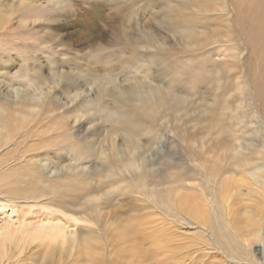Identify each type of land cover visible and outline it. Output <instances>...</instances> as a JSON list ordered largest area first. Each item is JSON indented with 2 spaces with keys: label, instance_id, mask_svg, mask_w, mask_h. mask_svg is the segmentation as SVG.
<instances>
[{
  "label": "rangeland",
  "instance_id": "1",
  "mask_svg": "<svg viewBox=\"0 0 264 264\" xmlns=\"http://www.w3.org/2000/svg\"><path fill=\"white\" fill-rule=\"evenodd\" d=\"M211 3V0H0V8H4L5 13L11 18L9 24L6 25L9 33L5 32L11 36L8 44L12 48L0 57V104L4 102V97L8 99L13 96L15 89H32V79L36 74L45 78L49 87L57 83L55 90L48 96V101L57 103V105L65 104L68 107L66 111L60 109L58 115H70L72 111L80 113L81 106L89 101L95 102L100 108L112 109L118 99L123 97L119 95L120 92L124 93L125 89L140 83L145 92H152L153 95H166L170 99L174 96L182 109H191L186 127L189 126V130L193 129V135L197 137L196 141L200 142V136H204L202 138L205 142L209 139L222 140V138L229 137V130L227 132L220 130L224 133L222 138L216 136L217 126L213 121L218 119L221 112H224L226 117L238 113L239 129L243 132L238 135H240L243 147L250 150L260 148L264 146V109L259 106L261 101L252 92L248 77L250 74L258 75L260 71L257 67L253 70L249 66V62L253 60L250 59V51L243 42L245 39L243 36H246L247 32L250 33L251 26L245 23L240 28L241 36L237 34L239 44L236 43V37L232 36L227 47L214 46L213 48L212 46L211 52L192 50L188 54L180 51L182 40L177 38L174 31L176 11L181 6L193 9L202 8L207 4L210 8ZM27 6L31 10L28 14L25 11ZM91 8L95 9L93 10L95 12ZM97 8H100V12ZM120 8L123 9L122 20L124 21L122 24L120 20L116 22L115 19V25L118 23L123 25L126 33L133 38H137L143 28L147 32L151 31L160 43H164V46L160 48V53L143 52L144 49H140L135 43H126L123 46L121 41L114 42L115 38L111 28L113 21L109 19V16ZM20 15H27L24 19L38 22L27 23V27L18 28L17 20ZM98 15H101L100 18L107 17V21L100 22ZM209 16L211 19L206 23L212 26L218 25L220 20L216 18V14ZM43 19H48V22L43 23ZM220 26L225 27L226 23L220 21ZM208 28L206 24H200L197 32ZM21 33L25 34L29 45L36 44V50L28 53L26 43L19 37ZM47 34H51L55 40L43 39ZM0 39L3 40V38ZM231 52L236 55L240 52L242 54L243 61L239 63L238 70L231 68L232 63L237 61V59L230 58ZM21 54L27 55L29 60L26 62L24 60L26 56L22 57ZM5 58L8 60L9 67L4 63ZM26 64L31 66H26ZM247 68L251 73H248ZM107 75L111 77V81L106 79ZM238 77H244L246 83L237 86ZM209 104L213 106V109L209 107ZM220 107L224 108L223 111H219ZM198 110L200 112L206 110L207 113L216 117L211 118L208 114L207 119H199L197 118L200 115ZM173 121L161 119L160 127L156 125V142L150 144L149 149L147 148L143 153V162L148 168L156 166L154 155L159 148L162 149L161 147L166 146L170 150L176 142L175 150L179 153L183 152L172 133ZM205 121L215 124V128H209L211 136L202 133V128L206 127ZM80 122L72 129H70L71 120L68 122V131L70 130L79 144L83 145L85 141L90 140L95 151L105 152L111 141L110 135H112L115 144L122 147L121 149L126 150L129 147L128 143H125L126 146L122 142V136L124 138L125 133L120 129L110 131L109 121L96 118L93 122L87 117L82 118ZM144 136L142 135L140 140L145 146L147 138ZM62 156L70 161L74 154L64 152ZM50 157L51 161L48 162H55V158L58 159L57 155ZM96 158L91 156L92 160L83 161V165L85 164L84 166L90 169L98 167L100 163ZM58 161L61 162V160ZM218 161L214 166L215 169L228 171V161L224 157ZM14 168L12 165L8 170ZM233 172L229 171L228 174L225 172L222 178L219 177L223 183L225 179L229 184L224 183L222 192H218L215 196L219 208L215 211L216 215L222 219L221 223L224 227H228V230L236 234L239 248L248 251L256 264H264V242L262 241L264 237V212L262 211L264 185L261 183L259 187L242 173ZM201 178L198 176L190 185L197 188L200 182H203ZM1 197L3 196L0 195V230L4 234L0 232V264H246L244 259L239 263H234L227 255L212 249L210 246L212 238L206 232V228L190 218L186 220L188 228L168 224L166 228L169 229L167 232H169L170 243L164 253L156 252L148 240H143L133 243L139 251L132 255L133 246L129 244L131 242L121 244L116 241L117 233L120 230L123 231L120 227L127 222L145 223V218H148L145 225L141 227L149 235L154 232V229H160V223L163 220L157 212L137 200V197L134 198L136 203L133 197L130 199L129 197H112V206L103 209L105 214H110V216L107 215L108 220L105 218L104 221H110L109 225L114 223L109 227V231L101 228L103 223L99 224L101 227L96 234H99L101 242H99L97 253L94 251L90 255L83 254L82 247L77 245L69 250H62L52 245L49 246L47 241H42L40 244L36 241L32 243L22 241L21 246L15 247L13 246L15 244H10L5 239L10 240L12 232H22L21 228H31L32 225L42 230L49 224H59L58 220L63 219L68 222L67 225H70L67 230L74 229L75 231L88 225L87 227L96 231V227L82 221H69L70 218L76 219L81 214L79 211L62 209L61 206L56 205L57 202L51 203L49 200L43 201L44 204L39 201L33 203L29 200L8 202ZM210 200H214V195L209 198ZM213 214L206 213V219L214 218ZM151 219L152 224H149ZM74 224L75 227L72 226ZM6 228L10 233L5 231ZM77 235L75 231L72 236L76 239ZM139 235L138 238L144 239V234ZM254 235L257 237H253ZM10 241L13 243L14 240ZM62 247L65 249L67 245L64 244Z\"/></svg>",
  "mask_w": 264,
  "mask_h": 264
},
{
  "label": "bare ground",
  "instance_id": "2",
  "mask_svg": "<svg viewBox=\"0 0 264 264\" xmlns=\"http://www.w3.org/2000/svg\"><path fill=\"white\" fill-rule=\"evenodd\" d=\"M211 2L210 8L207 4L202 8L195 7L193 9L181 6L176 11L174 31L177 38L182 40L180 51L188 54L192 50L211 52L214 46L220 48L226 46L227 43L231 42L230 38L232 36L236 37V43L239 44L237 34L240 35V28L245 23L249 24L251 26L249 28L250 33L247 32L246 36H243L245 38L243 42L250 51V59L254 62H249V66L253 70L257 67L260 72L258 75L250 74L248 77L251 90L261 101L259 106L264 109V0H211ZM97 9L100 12V8ZM25 11L28 14L31 10L27 6ZM211 14H216V18L222 23H226V26H220L219 20V22L217 21L218 25H208L206 22L211 19V16H209ZM26 16L20 15L17 20L18 28L27 27V23L35 24L38 22L24 19ZM118 16L120 17L118 18ZM122 16V8L109 16V19L113 21L111 28L115 38L114 42L121 41L120 43L123 46L126 43H135L140 49H144L143 52L160 53V48L164 46V43H160L151 31L147 32L143 28L138 37L133 38L126 33L123 25L119 23L115 25V19L116 22L120 20L123 24ZM97 17L100 18L101 15ZM106 18H100V22H106ZM10 21L11 18L5 13L4 8H0V38H3V40L0 39V57L7 50L12 49L8 44L11 36L7 35L9 31L6 27ZM42 22L47 23L48 19H43ZM200 24H206L209 28L197 32ZM24 35L21 33L19 35L20 39L26 43L28 53L29 51L33 52L36 50V44L29 45ZM43 39L55 40L54 37H51V34H47ZM23 45L21 46L23 47ZM162 49L166 50V48ZM231 51H233L232 47ZM175 52L178 51L175 50ZM21 56L28 58L25 57L26 62L29 60L27 55L21 54ZM241 56V52L237 55L231 52L230 58L237 59L236 63H232L231 68L238 70L239 63L243 61ZM4 63L7 64V67L10 66L6 58ZM247 71L251 73L249 68H247ZM106 79L111 81L109 75ZM238 79L237 86L246 83L244 77H238ZM32 83V89H15L13 96L8 99L4 97V102L0 104V195L3 196L1 198L6 199L8 202L14 200H29L33 203L39 201L43 204V201L48 200L51 203L57 202L56 205L61 206L62 209L79 211V214H81L80 217L70 218L69 221L90 223L96 227V231L87 227L88 225L81 227L82 229L75 230L78 235L74 239L72 236L75 233L74 229L67 230L70 226L67 225L68 222L59 219V224H49L42 230H40V227L37 229L32 225L31 228H21L22 232H12L10 235H13L10 240H14L13 243L9 239L5 240L9 241L10 244H15L13 245L15 247L21 246L20 242L22 241L29 243L36 241L38 244L47 241L49 246L52 245L62 250H69L77 245L82 247L83 254L90 255L94 251L97 253L99 242H101L99 234H96L101 227L99 224L103 223L101 228L109 231V227L114 223L109 225L110 221H104L105 218H108L109 213L105 214L103 209L112 206V197H129V199L137 197V200L145 203L147 208L152 209L162 217L161 227L160 229L157 227L158 229H154V232L151 231L153 233L148 235L141 227L145 225L148 218H145V223H139V221L138 223L127 222L120 227L123 231L118 230L117 242L121 244L131 242L129 244L133 246V243L148 240L156 252L164 253L170 243L168 228H166L168 224L188 228L186 220L190 218L206 228L204 229L212 238L210 240L212 249L225 256L227 255L234 263H239L244 259L246 264H256L248 251L239 248L236 234H233L230 229L228 230V227L222 225V219L218 218L217 212H215L216 209H219L215 196L218 192H222L225 184H229L225 179H223L225 184L220 180L225 172L227 174L229 171L237 172V174L242 173L252 183L258 186L261 183L264 185V146L252 150L243 147L239 137L243 132H241L242 129H239L240 122L238 121L240 118L238 113L226 117V114L221 112L217 117L218 119L213 121L217 126L215 129L216 136L222 138L223 132L229 130V137L222 138V140L209 139L205 142L202 138L204 136H200V139L198 138L200 142H198L195 140L197 137L193 135V129L189 130V126L186 127L191 109H182L180 104H177V99L174 96L170 99L166 95L165 97L161 94L153 95L152 92H145L140 83L125 89L124 93L118 92L123 97L118 99L112 109L100 108L95 102L89 101V103L81 106L80 113L72 111L70 115H58L60 109L67 110L68 107L65 104L57 105V103L54 104L48 101V96L55 90L57 83L52 82L56 85L49 87L45 78L38 74L33 77ZM209 107L213 109L210 104ZM223 109L220 107L219 111H223ZM206 110L205 112L198 110L200 115L197 118L207 119V115L210 113H207ZM212 115L210 114L211 118L216 117ZM87 117L88 120L93 122L96 118H102L106 122L109 121L110 131L118 129L123 131L125 137L122 136V142L124 144L128 143L129 147H125L126 150L121 149L122 147L120 148L115 144L112 135H110L111 141L105 152L95 151L90 140L85 141L86 143L83 145L79 144V141L77 142L73 138L70 130L68 131V122L71 120L70 129H72L82 118ZM56 119L59 120L56 121ZM161 119L174 120L171 127L172 133L176 138L175 141L179 142L180 146H178L183 150L181 152L183 156L175 150L177 144L174 142L172 150H169L166 146L161 147L162 149L159 148L154 155L156 166L148 168L144 165L143 153L150 144L156 142L155 128L156 125L158 128L160 127L159 121ZM213 122L205 121L206 127L202 128V133L211 136L209 128H215ZM220 130L224 131L221 132ZM145 134L146 136H144ZM142 135L147 138L145 146L140 140ZM64 152L74 154L70 161L62 156ZM97 154L102 155L103 158ZM51 155H57L58 159L55 158V162H48L51 161ZM91 156L97 157L96 160L100 163L94 169L84 166L85 164L83 165V161L92 160ZM223 157L228 161L229 169L225 172L222 170L217 171L214 166ZM58 160H61V162ZM61 163L64 165H61ZM12 165L15 168L8 170ZM198 176L203 178V182L200 180V185L197 188L192 187L191 182H194ZM231 182L233 183V181ZM231 182L230 184H232ZM213 195L214 200L209 201V198ZM134 200L136 203V199ZM262 208L264 212V205ZM206 213H214V218L207 217L209 219H206ZM33 224L37 225L38 223ZM149 224H152V219ZM72 226L75 227L76 225ZM5 231L10 233L8 228ZM2 234H4L3 231ZM139 234L143 235L144 239L138 238ZM253 237H257V235ZM259 239L261 240L260 237ZM1 240L3 239L1 238ZM262 241L264 242V237ZM64 244L67 245L65 249L62 247ZM49 246L45 247L49 248ZM130 246L128 245V247ZM138 251L139 249L137 250L136 246L131 248L132 255L137 254Z\"/></svg>",
  "mask_w": 264,
  "mask_h": 264
}]
</instances>
